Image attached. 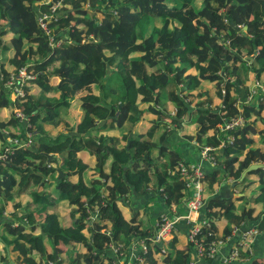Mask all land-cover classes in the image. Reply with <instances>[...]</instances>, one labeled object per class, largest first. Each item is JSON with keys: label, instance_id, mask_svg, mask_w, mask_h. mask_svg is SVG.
Listing matches in <instances>:
<instances>
[{"label": "trees", "instance_id": "obj_1", "mask_svg": "<svg viewBox=\"0 0 264 264\" xmlns=\"http://www.w3.org/2000/svg\"><path fill=\"white\" fill-rule=\"evenodd\" d=\"M57 2L60 7L56 17L48 22L47 33L37 23V14L49 12ZM221 35L224 44L219 43ZM8 50L12 54L4 58ZM22 68L34 78L24 85V96L12 101L11 88L5 82ZM190 68L195 70V76ZM249 73L254 74L252 84L255 81L264 84L260 79L264 73V0H0V109L18 108L28 117L27 122L21 123L12 112L7 121H0V140L7 143L3 133L7 131L8 138L33 141V145L0 161L1 218L7 202H14L10 221L2 218L1 227L13 236L5 240L17 249L16 261L112 264L113 244L121 246V257L126 261L136 235L148 246V251L141 254L143 261L149 260L153 253L150 245L153 233L144 236L134 225V218L127 220L123 216L118 202L133 193L142 195L150 191H155L168 207L183 201L186 205L189 197V190L176 170L179 162L186 161L182 155L171 152L169 164L163 169L151 157L154 132L161 126L166 131L163 121L166 103L159 108V99L176 105L177 111L170 117L173 124L186 121L188 125H196L190 140L194 138L198 142L206 132L214 131L215 144L223 141L224 147L218 153L222 167L205 174L202 180L213 184L220 172L226 181L237 180L250 164L264 161V152L253 147L251 137L258 132L264 144V127L257 130L255 121L250 120L253 114L264 126V103L258 107L241 104L246 119L242 128L221 132L218 126L239 113L233 91L248 89ZM130 76L141 105L128 100V88L134 86ZM225 76H230L232 81L225 83V94L217 109L203 103L191 104L190 87L216 81L220 95ZM113 77L120 80L122 94L107 103L106 94L110 91L106 86ZM53 79L58 80L56 85L51 84ZM88 86L93 88L91 93L85 91ZM53 91L59 92L58 97L49 96ZM185 98H189L186 103ZM74 101L83 115L70 126L63 115ZM146 112L157 118L145 136H126L123 140L87 135L100 121H105L104 126L110 119L117 125L126 120L137 123ZM186 114L188 120H184ZM14 128L19 132H14ZM165 136L163 133L162 140ZM227 136L233 139L229 141ZM76 138L79 148L72 147ZM119 139L123 140L119 147L127 158L125 162L112 158ZM87 152L95 157L92 166L95 178L89 181L88 194L74 181L79 156ZM159 155L162 160L163 153ZM111 158L110 168L106 169ZM58 169L64 174L61 179ZM248 173L260 176L264 191L263 169ZM52 180L56 183L53 189ZM23 195L29 200L21 204ZM64 203L70 208L69 220L60 212ZM203 204L198 213L199 219L209 222L200 231L205 244L226 240L244 217V225L239 228L255 226L260 233L264 232V218H253L251 209L243 211L240 217L233 214L232 196H204ZM165 213L168 212H162L159 217ZM223 215L227 216L228 224L220 235L217 221ZM75 243H82L86 251L64 257L66 251L62 246ZM167 245L174 251L166 254L155 244L163 256L162 263L196 264L191 260L193 247L189 241L186 249H176L175 237ZM196 256L208 262L216 258ZM250 260L246 264L257 263Z\"/></svg>", "mask_w": 264, "mask_h": 264}, {"label": "crops", "instance_id": "obj_2", "mask_svg": "<svg viewBox=\"0 0 264 264\" xmlns=\"http://www.w3.org/2000/svg\"><path fill=\"white\" fill-rule=\"evenodd\" d=\"M7 53L3 55L4 58H8L12 54L11 50L6 51ZM6 67L8 65L6 64ZM148 71H151L150 69ZM190 72L194 73V76L196 74L195 70L193 68L189 69ZM128 72L126 71L127 75ZM131 77V76H130ZM254 78L253 73H249L247 78H246V88L247 85L252 84ZM264 80V73L262 74L261 78ZM132 82L134 83L132 77H131ZM111 82H115L116 84V92L115 96L110 95V87L112 86ZM58 83L57 79H53L51 81L52 85H56ZM111 83V84H110ZM217 82L216 81H204V82H199L195 86L190 87L191 88V93H189V97L191 100V104L196 106L197 104L203 103L205 107H210L213 109H217L221 105V97L217 93V87H216ZM136 84L134 83V86L130 90L128 89V100L134 101L135 103H140V96L135 95L133 90L136 88ZM106 89L109 90V95L106 94V101L107 103H110L113 98H117L120 94H122L121 89H120V82L119 79H116V77H113L111 80L107 82ZM38 89H36L37 91ZM93 88L91 86L86 87L85 91L87 93H91ZM246 89L239 88L238 92L241 97L244 96ZM117 92L119 94L117 95ZM131 92V94H130ZM48 95V94H46ZM59 92L58 91H53L49 93V96L51 97H58ZM235 96V93H233ZM239 99V98H238ZM183 101L186 103L189 101V98L183 99ZM76 101L72 102L71 108L68 110L67 114L63 115V118L69 123H75L78 122L79 120V114L81 113V109L76 108L74 112V109L72 108L74 106V103ZM133 102V103H134ZM124 103V102H123ZM134 103V104H135ZM163 103H166V110H165V116L163 117V121L166 117H171V113H176L177 108L176 105L172 104L171 102H167L165 99L160 98L159 99V104L158 107L162 109ZM146 107V106H145ZM255 107H258L255 106ZM143 108V107H142ZM9 112H13V108H5V109H0V121H7L11 114ZM169 114V115H168ZM156 116L150 113H144L142 116H139V121L137 123L131 122L129 120H126L123 122L120 127L117 128L119 125H117L116 121H112L113 127L112 128L109 124L104 126L105 121H100L98 122L93 128L90 129V133H87L88 136L90 137H99V136H112L114 138H120L124 140V137H131L134 138L135 135H141L145 136L146 132L148 131L149 127L151 124L156 120ZM73 119V121L71 120ZM189 116L188 114L185 115L184 120H188ZM160 121V119H158ZM250 120L255 121V126L257 130L263 129V124L261 121H259L258 117H255L253 114L250 117ZM110 122V120H107ZM180 122V121H178ZM181 124L176 123V125L170 129L163 130L162 126L159 127L153 135V142L155 146L151 150V157L153 161L155 162V165L158 166L159 168L163 169L164 166L168 163L169 164V155L171 152L175 153H180L182 157L186 160L187 163L191 164H198L200 165V168H202L203 172L205 174L211 173L215 169H220L222 167V157L218 155V153L222 150L223 146L221 145V142L216 145L215 144V139L213 138L214 131H209L206 132V134L202 137V139L198 142H195L194 138L190 140V136L192 135L193 132H195L196 125L195 124H190L184 127ZM14 132H19L18 128H14ZM5 139L8 140V133L7 131L3 132ZM163 133L166 134L164 139L162 140V135ZM216 133V132H215ZM216 138H218V135H215ZM251 137L254 139L253 142V147L255 148H260L264 152V144L260 140V135L258 132L251 134ZM116 141L117 146L115 147V150L113 152V156L120 162H125V160H121V151L119 146L123 145V140ZM77 141L76 139H74ZM4 141L0 140V150ZM78 142V141H77ZM79 143V142H78ZM203 146H210L212 148V154L215 156L217 164L215 166H212L211 163L208 160H205L201 155H200V149ZM80 147V144H79ZM76 148V147H74ZM159 152L163 153V159L159 160ZM121 153V154H120ZM215 153V154H214ZM81 158H79L78 162L81 164V166L77 168V174L76 178L74 181L76 183L82 182L86 187L85 193H89V181L93 178L94 172L92 170V166L94 165V160L95 157L92 156L91 154L87 153H81L80 154ZM112 156V158H113ZM124 156V155H123ZM112 158L109 159L106 163L105 168L109 169L110 164L112 162ZM240 158V157H239ZM77 162V163H78ZM263 162V161H260ZM264 165V162H263ZM238 163L235 164V169H237ZM263 172H264V166L262 167ZM59 170V169H58ZM254 170V169H253ZM62 176L59 177L58 179H61L63 177V173L60 170ZM250 172V171H249ZM59 173V172H58ZM57 174V173H56ZM60 174V173H59ZM54 176L53 178H55ZM217 182H214L213 184H209L207 180L203 181L204 183V196L205 198H208L213 195H225V196H232L233 197V214L240 217L243 211L251 209V216L253 218H264V191L262 190V182L260 179V176L256 173H246L245 176L241 179H235L233 180L232 178H228L226 181L223 177L222 172L219 173L217 176ZM220 181V184H218ZM222 181V182H221ZM57 182V181H56ZM56 185L55 181H51L50 183V188L53 189L54 186ZM189 190V189H188ZM190 194V190L188 191ZM26 196V195H25ZM22 197V196H21ZM28 196L25 197L24 201H21V204H24L28 201ZM13 200L8 201L6 204L5 212L2 218H7L8 221L10 219L8 218L10 214L13 211ZM118 207L121 209L123 216L127 219L130 220L134 218V225H136L141 232L144 233V236L147 234H152L154 233L155 230V225L157 223V220L159 218V215L162 212H168V213H176L178 215H183L187 213V208L185 205V202L183 201L180 205L175 206L173 203L171 204L170 207L164 204V202L160 199L158 194L155 191H150L147 192L146 194H136L133 193L131 197H127L124 200H120L118 202ZM61 215L64 218H67V220L70 219V208L69 206L64 203L63 206L60 208ZM200 213L198 214H192V216L195 217V219H199ZM0 217V243L3 247V249H7L8 247L12 246L13 249L10 247L9 251V258L7 257V253L4 254V252H0V264H8V263H15V264H25L24 259H21L19 263L16 261V256L18 254L17 249L15 246L12 244L6 243L7 241L5 240H11L13 236L2 229L1 223L3 222V219ZM243 219H246L245 217ZM228 224V218L227 216H222L218 221H217V227L219 229L218 234L223 233V229L227 226ZM188 224L184 219H181L176 226V229L173 233V237H175L176 240V249H186L188 246V240L186 236ZM86 236L89 237V233L85 232ZM85 236V237H86ZM86 237V238H87ZM171 238V239H172ZM89 239V238H87ZM134 239H140L138 238V235L134 236ZM167 242V241H166ZM166 242L165 244L163 243L162 245H157L160 246L164 249L166 254L169 252H172L171 248L166 247ZM133 241H131V244ZM169 243V242H168ZM62 248L66 251L64 254V257H66L68 254L72 253L73 257L76 255H82L86 251V248L82 243H75L74 245H71L69 247L62 246ZM230 250V242H226L224 245H222L219 249V254L217 257L211 261H205L202 259H199L195 251L191 248L190 253H191V260L194 261L196 264H222L220 257L225 256L228 254ZM253 250H254V255L251 258L250 261L255 260L257 263L255 264H264V232L259 233L253 240ZM134 255H141L142 253L139 252V250L133 251ZM3 254V255H2ZM162 257L161 254L158 251V248L153 249V253L150 256L149 260H146L144 257V261L142 260L141 262L136 260L134 257L130 258L128 256L126 258V262H130L131 264H164L162 263ZM228 264H238V262H232ZM251 264V263H250Z\"/></svg>", "mask_w": 264, "mask_h": 264}, {"label": "built area", "instance_id": "obj_3", "mask_svg": "<svg viewBox=\"0 0 264 264\" xmlns=\"http://www.w3.org/2000/svg\"><path fill=\"white\" fill-rule=\"evenodd\" d=\"M59 7L60 3L57 2L52 5L49 12L37 14V23L47 33L50 32L48 28V22L50 19L56 17L58 13L57 9ZM241 29V25L237 26L238 31ZM219 43H225L224 37L222 35L219 38ZM31 78H34V75L28 73L25 68L20 69L17 75H10L9 79L5 82V85L11 88L10 94L13 95V100L24 96V85L26 84L27 80ZM225 81H230V77H226L221 83V98L225 94ZM252 101L255 103L264 102V84L258 81H255V84L249 85L244 99H238L236 101L235 106L238 109L239 114L231 116L225 122L220 123L218 126L219 130L221 132H228L246 125V119L240 112L241 104ZM13 114L21 123L28 121V117L25 116L18 108L13 109ZM167 123L168 125L172 124L170 118L167 119ZM27 136L30 137L29 134ZM226 139L231 141L233 137L227 136ZM223 144L224 143L222 141L221 145L223 146ZM31 145H33V141H31L30 138L27 140H21L18 137L8 138L7 143L4 144L0 150V161L7 159L8 156L12 155L17 150ZM211 151L212 148L210 146H203L200 151V155L214 166L217 164V161L215 156L212 155ZM176 169L185 182V187L190 190L189 197L186 199L187 213L183 215H178L176 213L162 214L157 220L155 230L153 236L150 237V241L154 244L162 245L173 237V233L176 229L175 226L181 219H184L188 224L186 232L187 240L192 244L196 255L199 257H207L212 259L216 257L222 245H224L226 242H230V250L227 255L222 257V264H228L232 262L246 264L254 255L253 240L260 233L258 228L255 226L239 228L241 225H244L243 220L245 219H242L239 222V226H234L232 228V235L228 236L226 240H213L210 244H205L203 238L204 236H200V231L203 226H209V222L205 219L196 220L195 217L192 216V214H198V211L204 205V183L202 178L204 177L205 173L203 172L202 168H200V165L185 162H179ZM120 248L121 246L118 244H113L111 247V252L116 257L113 261V264H122L119 259L121 255ZM136 250H139V252L143 253L148 251V246L143 239H134L130 252L132 253ZM136 258L140 261L142 260L141 257ZM125 264L131 263L128 261ZM192 264L194 263L192 262Z\"/></svg>", "mask_w": 264, "mask_h": 264}, {"label": "rangeland", "instance_id": "obj_4", "mask_svg": "<svg viewBox=\"0 0 264 264\" xmlns=\"http://www.w3.org/2000/svg\"><path fill=\"white\" fill-rule=\"evenodd\" d=\"M75 19H80V20H82L80 17H76ZM50 41H51V38H50ZM58 45V44H57ZM128 75V74H127ZM126 75V76H127ZM129 77H127L126 78V80H125V78H124V83H127V79H128ZM119 82H120V80H119ZM112 83V86L110 87V90L112 91V92H110V95H112V96H115V92H116V84H115V82H111ZM110 83V84H111ZM129 89V88H128ZM130 90V89H129ZM233 93H235V97L236 98H238L239 97V92H238V90H235V91H233ZM119 94V92H117V95ZM130 94H131V92H130ZM9 99L10 100H13L14 99V97H13V95H9ZM73 109H74V112H76L75 111V109L76 108H78V109H80L81 107H80V105L77 103V102H75L74 103V106L72 107ZM13 109H16V108H13ZM9 114H11V112H9ZM82 115H83V111H82V109H81V113L79 114V120L81 119V117H82ZM72 121H73V119H71ZM78 120V121H79ZM76 122V121H75ZM70 126L71 125H74V123H72V124H69ZM109 125L112 127V128H114L113 127V124H112V119H110V122H109ZM184 127H186L187 125H188V123L185 121L183 124H182ZM117 128H121L120 127V125L117 127ZM87 133H90L91 134V132H90V130L87 132ZM76 140L78 141V139L76 138ZM77 141H75L74 139H73V141H72V147H76V148H79V143L77 142ZM121 154V153H120ZM122 156H121V160H125V157L123 156V154H121ZM114 157V156H113ZM79 158H81V156H79ZM115 158V157H114ZM59 160H61V158L59 157ZM79 161V160H78ZM51 164L53 165V166H55L56 165V163L55 162H51ZM78 166L80 167L81 166V164H79V162L77 163V168H78ZM65 167L63 166V167H61V169H64ZM76 178V175L74 176V179ZM109 181H110V179H107V183H109ZM80 185H81V187L83 188V190L85 191V185L84 184H82V182H78ZM25 197H27V196H25V195H23L22 197H21V201L23 200L24 201V199H25ZM28 199H29V197H28ZM131 241H134L133 239L131 240ZM150 245H151V247L154 249V248H156V246H155V244L154 243H152V242H150ZM12 249H13V247L12 246H10ZM10 247H8L7 249H3V247H2V245H1V243H0V252H4V254L5 253H7L6 255H7V257L9 258L10 256H9V253H10V251H9V249H10ZM3 255V254H2ZM140 262H138L137 264H139Z\"/></svg>", "mask_w": 264, "mask_h": 264}, {"label": "clouds", "instance_id": "obj_5", "mask_svg": "<svg viewBox=\"0 0 264 264\" xmlns=\"http://www.w3.org/2000/svg\"><path fill=\"white\" fill-rule=\"evenodd\" d=\"M226 77H230V76H225L224 79H225ZM223 81H224V80H223ZM223 81H222V82H223ZM230 81H232V78H231V77H230ZM226 82H227V81H225V83H226ZM224 87H225V84H224ZM247 90H248V89H247ZM247 90H245V94H244L243 97H241V96L239 95L238 98H239V99H244V97H245V95H246V93H247ZM220 92H221V87H220ZM220 97H221V93H220ZM222 98H223V97H222ZM222 98H221V99H222ZM238 98H236V101L238 100ZM221 101H222V100H221ZM236 101H235V104H236ZM221 103H222V102H221ZM249 103L251 104V106H257V105L259 106L260 103H264V102L255 103L254 101H252V102H249ZM235 104H234V105H235ZM235 107H236V106H235ZM237 110H238V109H237ZM240 112L242 113V110H241ZM238 114H239V113H238ZM238 114H237V115H238ZM234 116H235V115H234ZM167 119H169V118L166 117V118L164 119V123H165L166 129H170V128L174 127L175 124H173V123H172L171 125H168V123H167ZM241 128H242V127H241ZM237 129H238V128H237ZM223 147H224V146H223ZM211 153H212V152H211ZM212 155H213V154H212ZM215 159H216V158H215ZM263 162H264V161H263ZM263 162H253V163H262V164H263ZM185 163H187V162L185 161ZM212 166H213V165H212ZM214 166H215V165H214ZM263 166H264V165H263ZM263 166H262V167H263ZM262 167H261V168H262ZM176 170H177V169H176ZM240 178H241V176H240ZM131 245H132V244H131ZM130 250H131V248H130ZM110 253H111V255L113 256V261H114V259H115L116 257L113 255V253L111 252V250H110ZM140 253H143V252H140ZM132 257H134L136 260L140 261V260L137 259L136 257H141V255H139V256L137 255V256H136V255H134V253L132 252L130 258H132ZM141 258H142V257H141ZM119 259H120V261L122 262V264H125V263H126V261H124V259H122L121 255H120ZM142 260H143V258H142ZM142 260H141V261H142ZM141 261H140V262H141ZM112 264H113V262H112Z\"/></svg>", "mask_w": 264, "mask_h": 264}, {"label": "water", "instance_id": "obj_6", "mask_svg": "<svg viewBox=\"0 0 264 264\" xmlns=\"http://www.w3.org/2000/svg\"><path fill=\"white\" fill-rule=\"evenodd\" d=\"M263 166L262 163H252L250 164L241 174V179L245 176V174L253 169H257V168H261ZM58 172L60 173L59 174V177L62 176L60 170H58ZM189 262V260H187Z\"/></svg>", "mask_w": 264, "mask_h": 264}]
</instances>
